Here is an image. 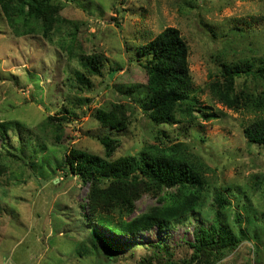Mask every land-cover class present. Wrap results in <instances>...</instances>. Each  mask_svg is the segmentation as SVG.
<instances>
[{"label":"rangeland","instance_id":"1","mask_svg":"<svg viewBox=\"0 0 264 264\" xmlns=\"http://www.w3.org/2000/svg\"><path fill=\"white\" fill-rule=\"evenodd\" d=\"M49 8L56 16L51 38L42 22L39 32L17 36L0 10V122L21 125L0 134V264H264V191L252 188L264 182V147L243 133L255 113L228 108L210 92L221 64L264 60V0H50ZM169 26L189 47L194 94L220 118L178 112L174 124L159 127L167 137L158 139L149 112L128 89L148 82L137 48ZM93 55L99 73L81 62ZM237 89L263 87L243 77ZM182 143L205 164L211 188L242 186L253 200L250 218L230 195L231 228L248 233L224 255L193 253L200 218L165 230L153 226L133 239L95 227L92 204L102 202L100 190L109 183L84 182L63 166L73 150L113 161ZM176 193L146 192L124 217L163 207ZM235 212L242 213L238 224ZM94 230L132 244L110 253ZM154 244L169 246L172 255Z\"/></svg>","mask_w":264,"mask_h":264},{"label":"trees","instance_id":"2","mask_svg":"<svg viewBox=\"0 0 264 264\" xmlns=\"http://www.w3.org/2000/svg\"><path fill=\"white\" fill-rule=\"evenodd\" d=\"M49 2L50 0H0V10L17 36L39 32L42 22L43 27L45 26L43 35L51 38L50 30L56 16L51 13L53 10H49ZM48 12V17H55L49 20L46 17ZM137 59L147 71L148 82L134 85L128 92L136 98L144 112H149L152 124L157 127L156 138L167 137L159 127L174 124L178 112L191 116L196 110L206 120L220 118L211 107L202 106L194 94L189 47L178 28L166 27L139 46ZM81 62L90 73L100 72L99 57L82 56ZM220 67V77L210 84L212 96L228 108L255 113V117L243 128L244 137L249 144L264 147V60L258 66L253 59H244L224 63ZM243 77L254 79L263 89L259 92L238 90L237 82ZM20 127L16 121H2L0 134L6 136L11 128ZM103 142L106 155L109 156L112 151L110 141L105 138ZM186 147L184 143L167 148L153 147L139 155L113 161L73 150L70 156L65 157L63 166L69 174L80 176L84 182L92 179L93 183L100 185L109 183L100 190L99 201L102 202L95 206L92 204L91 220L95 227L106 229L117 237L133 239L153 226L165 230L174 224L200 218L201 224L196 231L195 240L189 243L193 253L199 258L209 254L224 255L226 250L236 246L248 233L240 227L237 234L231 228L228 219V212L233 210L230 195L236 197L238 206L244 208L249 217L253 213V200L242 186L211 188L205 164ZM254 183L253 189L264 191V182ZM162 188L177 189L167 205L131 220L124 217V213L125 216L132 213L134 203L146 192ZM115 209L119 210L120 215L114 214ZM211 214L213 217L209 220ZM241 215V212H235L236 224L240 223ZM202 221H210L209 226L206 227ZM94 231V235L102 238V246L110 253H115L116 248H127L132 244L107 241L97 230ZM151 248L156 252L163 250L172 255L167 245L154 244Z\"/></svg>","mask_w":264,"mask_h":264}]
</instances>
